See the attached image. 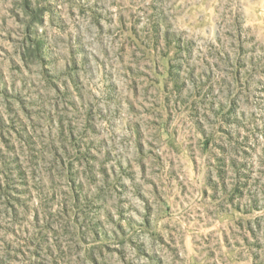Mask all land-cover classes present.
I'll list each match as a JSON object with an SVG mask.
<instances>
[{
    "label": "rangeland",
    "instance_id": "374dc122",
    "mask_svg": "<svg viewBox=\"0 0 264 264\" xmlns=\"http://www.w3.org/2000/svg\"><path fill=\"white\" fill-rule=\"evenodd\" d=\"M0 264H264V0H0Z\"/></svg>",
    "mask_w": 264,
    "mask_h": 264
}]
</instances>
